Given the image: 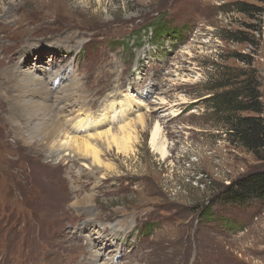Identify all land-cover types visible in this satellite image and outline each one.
Returning <instances> with one entry per match:
<instances>
[{"label": "rangeland", "instance_id": "rangeland-1", "mask_svg": "<svg viewBox=\"0 0 264 264\" xmlns=\"http://www.w3.org/2000/svg\"><path fill=\"white\" fill-rule=\"evenodd\" d=\"M241 3L264 12L254 0H0V264H94L97 253L114 264H264V200L221 198L264 163L230 143L207 101L232 67L256 71L264 103V14ZM76 32L80 46L67 41ZM17 68L59 71L46 83L54 94L74 72L91 114L112 103L117 128L129 101V121L148 128L138 125L131 153L101 144L99 163L47 157L8 120ZM156 122L165 158L150 145ZM87 195L92 204L75 205Z\"/></svg>", "mask_w": 264, "mask_h": 264}, {"label": "bare ground", "instance_id": "bare-ground-1", "mask_svg": "<svg viewBox=\"0 0 264 264\" xmlns=\"http://www.w3.org/2000/svg\"><path fill=\"white\" fill-rule=\"evenodd\" d=\"M69 40H77L78 46L83 42L78 32L68 38L67 41ZM65 44L68 45V43ZM17 69L18 70H14L17 71V73L13 79L17 86L16 90L19 92L16 96H19L21 99L19 97L15 99V97L10 95L7 96L11 109L8 120L15 134L26 146H29L35 151L47 154V157L53 159L58 157L60 153L70 152L69 156H71L72 153H78L84 157L91 155L95 162L99 163L101 160L99 159L101 154L99 150L102 149L100 147L101 144H103V146L105 145L106 149L109 151L115 148L121 153H131L140 135L138 125L141 126L142 129L147 127L148 121L146 124V120H144L145 117L139 116L136 120L131 118L132 121H129L131 112H134V105L129 101L122 103L121 108L118 110H124L123 114L118 116V120L121 119L120 117H124L121 119L124 124L117 128L112 126L115 120L113 118L110 120L111 115L117 113L114 112L109 115V109L111 111L114 109L112 103L102 108L100 114H91L93 108L90 107L91 105L87 102L89 96L84 88L80 86L79 81L74 77V72L67 84H64L61 80L58 81L56 94H54L50 91L46 83L55 76H58L60 73L59 71L50 74L46 73L44 79L41 78L42 75L34 73L31 69L26 71H21V68ZM6 73L8 74L6 75L4 73L2 76L8 79L9 72L6 71ZM12 75H14V73H12ZM60 77L63 78L62 75H60ZM59 86H62L63 94L59 92ZM76 92L79 93L77 94L80 99L78 102L73 101ZM4 95L6 97V94ZM126 107L128 108V112L124 109ZM75 108L79 110L76 111ZM67 112L70 114L69 116H67ZM74 114H78V116L73 117ZM79 115H82V117ZM175 116H177V113H175ZM113 117H115V115ZM100 122H102L103 125H101V123L100 126L93 127V130L97 132H95V134H89L92 129L88 128L94 123L96 125ZM105 124L108 125L106 129L103 130L102 127L105 126ZM108 126L109 129H107ZM79 130L83 132H79ZM72 131L80 136L71 134ZM163 132L160 123L156 122L151 131L150 145L154 151L165 158L168 152L166 141L162 135ZM86 133H88L87 135L89 136H87ZM93 200V196L87 195L83 198L76 197L74 203L75 205L83 206L92 204L94 202ZM123 226L125 225L119 222L116 226H112L114 228H112V230L118 231ZM93 261L94 264H114V261L100 263V256L98 253L97 255L93 254Z\"/></svg>", "mask_w": 264, "mask_h": 264}, {"label": "trees", "instance_id": "trees-1", "mask_svg": "<svg viewBox=\"0 0 264 264\" xmlns=\"http://www.w3.org/2000/svg\"><path fill=\"white\" fill-rule=\"evenodd\" d=\"M254 1L264 4V0ZM239 8L244 14L250 9L258 10L261 16L264 14L259 7L246 3L239 4ZM247 66L252 67V64L247 63ZM248 69L226 67L217 85L207 89L212 94L207 101L213 104V111L230 143L251 153L263 164L264 103L256 71ZM227 189L229 192L222 193L221 198L224 196L223 200L229 204L240 206L264 200V165Z\"/></svg>", "mask_w": 264, "mask_h": 264}]
</instances>
